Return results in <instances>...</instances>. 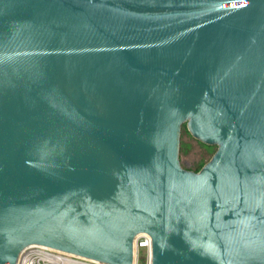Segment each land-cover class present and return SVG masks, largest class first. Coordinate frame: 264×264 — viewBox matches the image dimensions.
I'll return each mask as SVG.
<instances>
[{"label":"water","instance_id":"1","mask_svg":"<svg viewBox=\"0 0 264 264\" xmlns=\"http://www.w3.org/2000/svg\"><path fill=\"white\" fill-rule=\"evenodd\" d=\"M140 234L150 264H264V0H0V264H132Z\"/></svg>","mask_w":264,"mask_h":264},{"label":"built area","instance_id":"2","mask_svg":"<svg viewBox=\"0 0 264 264\" xmlns=\"http://www.w3.org/2000/svg\"><path fill=\"white\" fill-rule=\"evenodd\" d=\"M142 251L145 264H150L151 260V239L146 234H141L135 240V252ZM139 257L135 256V263ZM16 264H105L95 260L86 259L60 252L42 246H30L24 249L18 256Z\"/></svg>","mask_w":264,"mask_h":264},{"label":"rangeland","instance_id":"3","mask_svg":"<svg viewBox=\"0 0 264 264\" xmlns=\"http://www.w3.org/2000/svg\"><path fill=\"white\" fill-rule=\"evenodd\" d=\"M185 130L187 133L184 132L183 128L181 127L180 142L184 144H188L189 149L187 150L186 153L179 154V158L183 169L194 172L200 163H203L205 165L211 160L217 148L216 146H212L214 147L213 152L212 153L208 152L204 147H202L198 143L196 139H194L188 133L187 129ZM135 256L143 257L142 251H140L138 254H136L135 252ZM137 264H141V263H139L138 261Z\"/></svg>","mask_w":264,"mask_h":264},{"label":"trees","instance_id":"4","mask_svg":"<svg viewBox=\"0 0 264 264\" xmlns=\"http://www.w3.org/2000/svg\"><path fill=\"white\" fill-rule=\"evenodd\" d=\"M182 128H183L184 132H186V130H185V129H186V124H183V125H182ZM186 133H187V132H186ZM198 143H199L202 147H204L208 152H210V153L213 152L214 147L204 145V144H202L201 142H198ZM188 149H189V145H188V144H184V143H181V142H180L179 154H184V153H186ZM203 166H204V164H203V163H200V164L198 165V167L195 169L194 172H195V173L199 172ZM139 263H141V264H145V259H144V257H139Z\"/></svg>","mask_w":264,"mask_h":264},{"label":"bare ground","instance_id":"5","mask_svg":"<svg viewBox=\"0 0 264 264\" xmlns=\"http://www.w3.org/2000/svg\"><path fill=\"white\" fill-rule=\"evenodd\" d=\"M140 235H141V234H140ZM140 235H138V236H140ZM138 236H137V237H138ZM137 237H136V238H137ZM135 240H136V239H135ZM135 240H134V243H133V253H134V254H135ZM134 263H135V259L133 260V263H132V264H134Z\"/></svg>","mask_w":264,"mask_h":264}]
</instances>
